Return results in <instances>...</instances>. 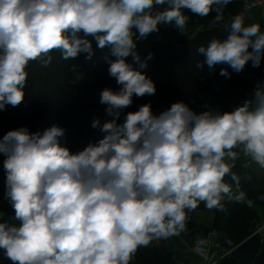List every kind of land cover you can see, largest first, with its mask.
Returning <instances> with one entry per match:
<instances>
[{
	"label": "clouds",
	"instance_id": "9594fccd",
	"mask_svg": "<svg viewBox=\"0 0 264 264\" xmlns=\"http://www.w3.org/2000/svg\"><path fill=\"white\" fill-rule=\"evenodd\" d=\"M231 0H0V110L18 106L30 61L51 62L59 50L65 60L110 48L108 74L121 87L105 88L100 103L113 119L93 128L104 137L72 153L60 144L65 130L53 125L41 132L27 127L0 139L6 158V198L19 226L0 223V249L13 264H130L140 247L179 235L186 228V210L203 202L225 211V196L247 202L232 192L224 177L238 156L235 148L264 168V84L252 99L231 112H194L183 101L155 115L151 104L128 112L133 96L154 95V81L140 69L147 66L136 40L172 24L184 32L183 9L205 17L213 5ZM167 4L153 12L156 5ZM214 22L223 20L215 8ZM251 48V51H249ZM209 68L227 64L241 72L247 62L258 67L264 55L259 24L245 26L232 18L226 39L197 49ZM131 56L139 69L126 62ZM149 53L147 59H151ZM202 68V64H197ZM72 71H76L73 66ZM220 75L228 76L227 68ZM82 78V74L78 79ZM197 251L203 255V250Z\"/></svg>",
	"mask_w": 264,
	"mask_h": 264
},
{
	"label": "trees",
	"instance_id": "16d2710c",
	"mask_svg": "<svg viewBox=\"0 0 264 264\" xmlns=\"http://www.w3.org/2000/svg\"><path fill=\"white\" fill-rule=\"evenodd\" d=\"M241 2L231 0L227 5H213V11L208 16L201 17L183 9L188 22L197 25L199 30L181 32L172 26V36L176 37L179 48L167 44H157L138 52L140 60L147 61V66L140 69L150 77L156 87L154 95L143 97L133 96L132 104L123 109L117 123H123L128 112H136L144 104H151V111L158 115L170 108L172 103L183 101L194 112H231L240 104L241 98L248 92L254 91L264 80V55L258 67H253L249 61L244 69L236 73L227 64H217L209 68L205 63V56L197 49L207 46L213 39L223 41L227 38L228 29L221 28L229 24L236 12L241 8ZM166 4L156 5L152 11H162ZM220 7L223 20L214 22L217 15L215 8ZM208 28L202 30V26ZM161 26V25H160ZM194 33V34H193ZM92 40L94 55L86 59L81 53L75 59L65 60L59 50L49 53L51 62L45 66L40 60L30 61L26 71L28 73L26 85L23 89L24 99L16 107L7 105L0 110V139L10 130L27 127L30 132H43L56 125L65 130L60 144L70 149L72 153L82 151L89 144H96L105 135L100 128H93L94 118L104 122L113 119L107 115L106 105L100 103V93L105 88L113 91L121 87L115 78L108 74L107 59H115L110 54V48L97 47ZM251 51V48H249ZM149 53L151 59H147ZM126 62L139 69L131 56ZM197 64H202L198 68ZM75 66L76 71H72ZM227 68L229 75H220L221 69ZM82 74V78L78 79ZM6 157L0 154V173ZM239 177L247 202L229 200L227 196L222 200L225 211L211 209L215 212L214 229L218 230L219 245L229 253L220 258L216 264H264V230L256 233L262 223L264 212V180L257 181L254 173L248 168L235 166L231 169ZM231 177V174H230ZM224 182L230 184L228 176ZM3 200L0 223L19 226L15 219V210L6 198V182H1ZM198 208H207L203 202L186 212H193ZM262 212V213H263ZM261 222V223H260ZM169 258L162 256L150 243L147 247H140L130 261V264H170ZM0 264H13L4 250L0 249Z\"/></svg>",
	"mask_w": 264,
	"mask_h": 264
},
{
	"label": "crops",
	"instance_id": "0c3cea01",
	"mask_svg": "<svg viewBox=\"0 0 264 264\" xmlns=\"http://www.w3.org/2000/svg\"><path fill=\"white\" fill-rule=\"evenodd\" d=\"M237 1H240L241 4L243 2V0ZM252 24H259L261 32H264V14L260 8L255 10L251 18L244 23L245 26H250ZM259 80L260 83L263 82V78ZM243 159L244 158H242L241 160ZM249 169L254 173L257 181H261V179L264 178V168L260 167L259 164ZM227 176L232 183L230 174ZM229 185L231 186V184ZM258 209L263 215L262 217H264L263 210L260 208ZM187 213L188 212H186V214ZM193 213L194 216H190L189 218L187 217L185 230L177 236H172L173 250L178 251L180 253V257L178 260L173 261L171 264H207V253L203 252V255H201L197 251V249L201 246L209 249L210 254L214 255L216 263L220 258L229 253L228 250L222 248L219 245V242L217 240L218 230L213 228L215 221V212L208 208H198L194 210ZM261 222H264V218H262Z\"/></svg>",
	"mask_w": 264,
	"mask_h": 264
},
{
	"label": "built area",
	"instance_id": "2783aa9c",
	"mask_svg": "<svg viewBox=\"0 0 264 264\" xmlns=\"http://www.w3.org/2000/svg\"><path fill=\"white\" fill-rule=\"evenodd\" d=\"M259 8L263 11V14H264V0H243L241 8L236 12L235 16L240 15L243 18V22L245 23V22H247V20H249L251 18V16L254 14L255 10H257ZM230 23L227 24L228 27H230ZM197 30H199V29L197 28ZM172 38H173L172 47H174V48L179 47V43H178L176 37L173 36ZM254 91L246 93L241 98L240 104L243 105L245 100L252 99L253 95H254ZM233 150L238 153L237 159L234 162L230 161V163H233V165H234L233 167H235L237 165H242V167H244V168H252L253 166L257 165V163L254 162L250 157H247L243 154L242 148H235ZM242 158H244V159L241 160ZM0 187H1V185H0ZM231 188H232V192L234 194H238L240 191H243L242 184L240 181L237 184L235 181L232 180ZM2 207H3V200H2V193H1V188H0V217L3 214ZM263 230H264V222L258 226L256 233H261ZM151 244L154 248L157 249V251L162 256L169 258L171 261H176L180 257V253L176 250H173V247H172L173 239H172V237L168 238L167 240L166 239H161L159 241L153 240L151 242ZM199 248L202 249L203 252L207 253V255H208L207 264H216L215 257L213 254L212 255L210 254L208 248L202 247V246Z\"/></svg>",
	"mask_w": 264,
	"mask_h": 264
},
{
	"label": "rangeland",
	"instance_id": "374dc122",
	"mask_svg": "<svg viewBox=\"0 0 264 264\" xmlns=\"http://www.w3.org/2000/svg\"><path fill=\"white\" fill-rule=\"evenodd\" d=\"M158 7L160 8V5H158ZM167 7H168V5L166 4L165 8H167ZM172 26H174V25H172V24L161 25V26H159V31L149 34L146 38L136 40V45H137L136 51H137V53L142 51V50H145L147 47L156 46L157 44H167L168 46H170L172 48V41H173ZM221 26H223L221 28H225V29L229 28L227 26V24L221 25ZM197 27H198L197 25L189 23L188 21H187L186 26H185V28L188 31L196 30ZM177 48H179V47H177ZM260 84H264V80ZM263 180H264V178L261 179V181H263ZM0 181L6 182V172L4 170V167L0 173ZM186 215L189 218L190 216H194V213L188 212ZM170 264H171V262H170Z\"/></svg>",
	"mask_w": 264,
	"mask_h": 264
},
{
	"label": "water",
	"instance_id": "95a60500",
	"mask_svg": "<svg viewBox=\"0 0 264 264\" xmlns=\"http://www.w3.org/2000/svg\"><path fill=\"white\" fill-rule=\"evenodd\" d=\"M207 28H208L207 25H203L201 29H202V30H205V29H207Z\"/></svg>",
	"mask_w": 264,
	"mask_h": 264
},
{
	"label": "bare ground",
	"instance_id": "6f19581e",
	"mask_svg": "<svg viewBox=\"0 0 264 264\" xmlns=\"http://www.w3.org/2000/svg\"><path fill=\"white\" fill-rule=\"evenodd\" d=\"M230 184H231V182H230Z\"/></svg>",
	"mask_w": 264,
	"mask_h": 264
}]
</instances>
